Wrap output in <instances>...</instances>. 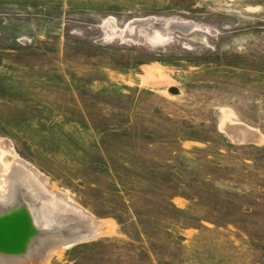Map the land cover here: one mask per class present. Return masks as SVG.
Masks as SVG:
<instances>
[{"label": "rangeland", "instance_id": "374dc122", "mask_svg": "<svg viewBox=\"0 0 264 264\" xmlns=\"http://www.w3.org/2000/svg\"><path fill=\"white\" fill-rule=\"evenodd\" d=\"M0 162L94 222L44 264H264V0H0Z\"/></svg>", "mask_w": 264, "mask_h": 264}, {"label": "bare ground", "instance_id": "6f19581e", "mask_svg": "<svg viewBox=\"0 0 264 264\" xmlns=\"http://www.w3.org/2000/svg\"><path fill=\"white\" fill-rule=\"evenodd\" d=\"M243 130L238 133L244 140ZM21 211L25 215L0 219V264H23L22 251L28 249L33 240L34 243L41 241L34 250L32 248L35 263L44 264L53 249L92 236L95 230L94 222L86 220L81 211L49 192L23 167L13 165L5 169L0 162V216ZM69 217H72V229L62 236H54L57 226ZM25 231L27 238L21 240ZM44 234H47L46 238H43Z\"/></svg>", "mask_w": 264, "mask_h": 264}, {"label": "water", "instance_id": "95a60500", "mask_svg": "<svg viewBox=\"0 0 264 264\" xmlns=\"http://www.w3.org/2000/svg\"><path fill=\"white\" fill-rule=\"evenodd\" d=\"M171 92L172 93H174V94H177L178 93V90L176 89V88H173V89H171ZM240 129H244V131L243 132H245L244 134L246 135V137H245V139L243 140L242 138H240L239 137V131H240ZM231 135L233 136V138L235 139V141L237 142V143H240V144H246L247 142H249L251 139H254L256 136H254L253 135V133L250 131V130H248L247 128H245V127H234V128H232V130H231ZM239 137V138H238ZM256 139V138H255ZM17 215H25V213H23V211H21V212H14V213H11L10 215L9 214H7V215H1L0 216V219H3V220H6V219H10V218H12V217H16ZM25 228H27L26 227V225H25ZM24 233H27V231H25V232H22V234H21V236H20V238H21V240H24V239H26L27 237L26 236H24ZM78 242V241H77ZM73 243H75V242H73ZM72 243V244H73ZM69 245H71V244H69ZM68 245V246H69ZM4 252H6V251H4ZM13 252H15V251H13ZM27 252V249H25V250H23L22 251V253H26ZM8 253V252H7ZM6 255V254H5ZM0 256H1V254H0Z\"/></svg>", "mask_w": 264, "mask_h": 264}]
</instances>
